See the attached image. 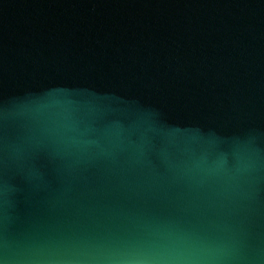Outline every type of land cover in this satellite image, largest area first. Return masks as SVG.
<instances>
[{
	"label": "water",
	"instance_id": "water-1",
	"mask_svg": "<svg viewBox=\"0 0 264 264\" xmlns=\"http://www.w3.org/2000/svg\"><path fill=\"white\" fill-rule=\"evenodd\" d=\"M0 264H264V0H0Z\"/></svg>",
	"mask_w": 264,
	"mask_h": 264
}]
</instances>
